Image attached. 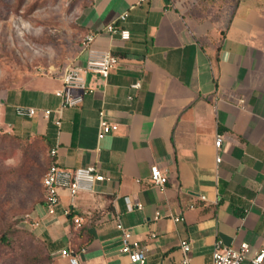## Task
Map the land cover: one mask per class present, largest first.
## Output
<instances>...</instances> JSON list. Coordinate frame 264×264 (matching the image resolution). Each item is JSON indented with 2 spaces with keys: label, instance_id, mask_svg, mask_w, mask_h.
<instances>
[{
  "label": "crops",
  "instance_id": "obj_1",
  "mask_svg": "<svg viewBox=\"0 0 264 264\" xmlns=\"http://www.w3.org/2000/svg\"><path fill=\"white\" fill-rule=\"evenodd\" d=\"M77 15L83 38L96 35L95 46L119 59L108 78L88 75L91 92L63 109L60 126L56 114L21 118L13 107L59 109L63 75L36 78L1 109L9 125L41 137L49 152L57 147L59 165H94L107 178L75 198L61 190L54 215L43 190L34 230L50 254L58 264H70L63 248L80 264H132L119 221L145 264H213L218 242L264 249V0H80ZM112 23L130 39L109 34ZM85 59L82 48L76 64ZM101 110L119 125L103 139ZM153 166L167 176L165 187L154 185ZM183 240L191 241L188 254Z\"/></svg>",
  "mask_w": 264,
  "mask_h": 264
},
{
  "label": "rangeland",
  "instance_id": "obj_2",
  "mask_svg": "<svg viewBox=\"0 0 264 264\" xmlns=\"http://www.w3.org/2000/svg\"><path fill=\"white\" fill-rule=\"evenodd\" d=\"M80 0H0V264H58L26 222L43 198L49 149L9 125L6 96L64 75L83 48ZM19 93V92H18Z\"/></svg>",
  "mask_w": 264,
  "mask_h": 264
},
{
  "label": "built area",
  "instance_id": "obj_3",
  "mask_svg": "<svg viewBox=\"0 0 264 264\" xmlns=\"http://www.w3.org/2000/svg\"><path fill=\"white\" fill-rule=\"evenodd\" d=\"M146 0H139L143 3ZM121 19H125L123 14ZM107 32L111 35H120L123 40L130 39V32L121 29L118 25L112 23L107 26ZM96 35L88 34L83 41V51L86 53V59L83 65L74 64L66 69L62 80V87L59 88L55 95L61 101L59 109H41L27 105H15L14 112L21 118H34L41 114L46 119L51 118L56 114L55 124L61 125V115L65 108H74L83 104L85 97L91 92V87L88 84V75H98L104 79L108 78L111 71L116 68L119 59L109 49H102L95 46ZM134 89L141 88V82H137L131 86ZM119 125L110 123L106 117L104 110L99 113V132L98 138L117 133ZM223 140L222 135L216 138L215 146L218 150L221 149ZM52 162L43 178L44 204L50 215L56 213L60 203V191H69L72 198L80 192H93L97 183L105 181L106 176L100 171L97 166L89 165L70 169L59 165L56 161L58 148H52L49 152ZM217 162H221V157L217 156ZM152 181L157 187H165L167 176L162 174L158 166L151 168ZM205 198V197H202ZM142 207L141 205H138ZM67 216L72 213L69 209L64 212ZM73 222L78 226H82L84 219L82 216L73 215ZM175 221H180L179 217ZM28 222L34 229L40 224V221L33 214L26 215ZM117 228L122 232V247L121 252L127 254L132 264H145L146 254L140 250L138 244L132 241V232L124 227L119 221ZM181 248L185 254L191 249V241H181ZM252 249L249 243L243 242L238 247H230L218 242L213 252V264H244L249 261V264H264V249L256 251L252 254ZM60 255L67 259L70 264H80L77 254L70 248H63ZM188 262V258H186Z\"/></svg>",
  "mask_w": 264,
  "mask_h": 264
},
{
  "label": "trees",
  "instance_id": "obj_4",
  "mask_svg": "<svg viewBox=\"0 0 264 264\" xmlns=\"http://www.w3.org/2000/svg\"><path fill=\"white\" fill-rule=\"evenodd\" d=\"M47 146V145H46ZM48 147V146H47ZM49 148V147H48ZM51 164V163H50ZM50 164H49V166H50ZM49 168V167H48Z\"/></svg>",
  "mask_w": 264,
  "mask_h": 264
}]
</instances>
